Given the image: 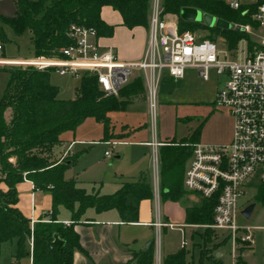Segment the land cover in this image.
<instances>
[{"label":"trees","instance_id":"trees-1","mask_svg":"<svg viewBox=\"0 0 264 264\" xmlns=\"http://www.w3.org/2000/svg\"><path fill=\"white\" fill-rule=\"evenodd\" d=\"M159 4L162 15L176 17L179 31L199 25L208 31L201 38L213 40L211 35H220L228 48L234 47L238 40L248 38L247 34L231 28L185 21L179 16L182 7H191L229 23L249 22L247 16L241 15L240 10L230 9L224 0H159ZM104 5L117 11L120 24L126 28H146L150 0H15L14 14L0 15V23L16 35L28 31L34 55L55 56L60 47L69 43L65 33L70 23L91 26L101 36L111 35L112 26L99 17ZM0 39L4 41L1 27ZM2 70L8 78L0 97V184L5 186L4 189L0 187V244L14 240L12 257L15 260L29 255L30 264H71L74 251L87 256L73 229L85 209L100 212L112 208L121 222H136L139 201L150 199L152 191L149 177L143 172L121 182L112 193L86 192L72 178L63 177L64 170L74 161V154L59 162L52 157L53 149L59 143L58 135L73 130L84 118L92 117L102 124L103 138H106L109 112L123 110L132 100L144 102L142 80L137 75L121 86L116 96H105L94 76L83 75L74 88V97L60 99L57 98V87L49 81V69L8 66L0 68ZM179 82V79L162 75L157 92L170 93ZM199 129L200 125L178 144L158 147L160 200H180L183 193L189 192L182 187V178L190 156V144L198 140ZM23 179L50 195L48 218L34 222L31 227L29 219L15 206V184ZM214 202V198L199 196L198 203L184 205V222L211 223ZM253 202L264 206L263 184L257 185ZM59 206L69 212L68 223L57 219ZM203 240L210 238L205 234ZM242 248L240 246L238 250ZM186 254V250L179 247L162 255L160 264H202L204 252L201 250L197 263ZM130 256L133 264H153V244L130 251ZM237 262L246 264L239 255Z\"/></svg>","mask_w":264,"mask_h":264},{"label":"built area","instance_id":"built-area-1","mask_svg":"<svg viewBox=\"0 0 264 264\" xmlns=\"http://www.w3.org/2000/svg\"><path fill=\"white\" fill-rule=\"evenodd\" d=\"M1 1V0H0ZM232 10H240L249 22H230V28L247 34L232 48L218 47L215 41L195 36L187 30L179 31L176 21L161 14L159 0H151L146 26V43L136 61L118 59L112 46L102 45L95 28L70 23L66 29L69 43L60 47L55 56L33 55L30 58H1L2 65L31 66L49 69L50 73L80 79L83 75L95 77L98 88L105 96H116L131 75L132 69L141 74L144 94L151 119L159 79L168 75L180 79L183 69L190 67L202 79L208 78L210 69L223 77L215 91L213 106L224 109L231 118V134L226 142L197 140L190 144L182 187L203 198H214L211 223L214 231L225 232L230 240L231 264H239L238 247L248 250L254 243L253 230L261 226L248 223L238 207L245 188H251L253 198L258 184L264 185V0H224ZM2 44L0 43V50ZM110 146L117 141H105ZM153 164L157 167L156 147L161 142L154 137ZM70 144L67 146L69 150ZM109 151L103 152L109 156ZM153 183L155 219L151 225L156 233L162 226H172L160 219L158 187ZM253 202V201H251ZM250 203V202H249ZM243 221L238 222L237 214ZM252 213V212H251ZM157 246L158 241L153 240ZM186 241L183 233L179 246ZM155 251V253H156ZM157 263L159 256L156 255Z\"/></svg>","mask_w":264,"mask_h":264},{"label":"rangeland","instance_id":"rangeland-1","mask_svg":"<svg viewBox=\"0 0 264 264\" xmlns=\"http://www.w3.org/2000/svg\"><path fill=\"white\" fill-rule=\"evenodd\" d=\"M15 0H1L0 1V15L10 16L14 14ZM110 19L115 18L116 13L108 8L106 10ZM111 13V14H110ZM169 16V15H168ZM176 21V17L170 15ZM0 27L4 33V41H1L2 48L0 50L1 58H30L34 55L33 46L30 41L28 31H23L19 34H14L8 27L0 23ZM146 29V28H145ZM190 33L201 37L208 34V31L199 25H191L188 29ZM218 47L226 44V41L220 35H211ZM227 46V45H226ZM8 66L21 65H2L0 68L5 69ZM141 74L136 69H132L129 79ZM7 73L0 71V97L2 90L7 82ZM49 80L57 89V98L72 99L75 95L74 88L78 84V79L70 76H61L53 72L49 75ZM129 80V81H130ZM179 85L170 93H158L156 95L154 118L153 121L150 116L148 102L145 100L138 103H128L123 110L111 111L107 114L109 121L107 125L106 138H103V126L92 117H86L73 129L65 130L60 138L71 139L72 136L79 140H85L87 133L92 134L90 142L75 141L73 148L62 151L59 155L52 152V157L58 162L70 158L74 154V161L66 168L65 176L73 177L78 186L85 189L88 193L108 194L114 192L118 188V180L120 177L132 178L138 176L140 173H149L154 175L153 168V154L149 146H138L133 143H115L110 146L104 141H117L118 138L123 137L121 133L125 128L122 124L133 125L137 129V136L151 139L152 130L156 134L157 141L163 144H178L180 140L186 139L193 130L200 125L198 140L205 142H226L231 133V118L227 112L222 108H215L212 104L215 91L223 82V77L217 75L212 69L208 71V78L202 79L198 76L194 68H184ZM143 85V84H142ZM63 87L60 93L59 88ZM118 131V132H117ZM136 134V133H135ZM162 138V139H159ZM94 140V141H92ZM161 144V145H163ZM160 147V146H158ZM60 150L59 148H57ZM104 150L109 151L110 157L103 156ZM118 156V157H116ZM9 161H13L9 158ZM157 163H159L157 153ZM158 187V202L171 214L173 219L181 211V207L188 205L190 202L198 203L199 197H189V192L183 193L180 200H160V188L158 184V165L157 173L155 175ZM153 183L151 184V191L153 197ZM252 194L251 188H245L244 195L238 199V207L241 208L245 202L253 201V198H248ZM186 199V201H185ZM191 203V204H192ZM93 214L95 211L92 208H87L84 212ZM83 212V213H84ZM151 219L154 221L155 212L151 211ZM160 215V213H159ZM238 222L243 221L242 216L237 214ZM152 221V222H153ZM161 221L172 226H165L160 228L156 233L154 227L136 228L148 233L149 236L158 241L157 246L153 242V264H158L156 255L159 256V263L161 260V251L177 248L180 244L182 232L183 238L186 241L185 250H188L192 256V261L197 263L199 261V250L204 252L201 258L202 264H210L213 251L218 253L217 258L219 264H231L232 258L230 256V240L226 238L225 232L214 231L208 228L203 223H186L188 227H181L173 223H169L161 218ZM151 222V223H152ZM248 223L253 225L263 226L253 230L254 243L249 255L251 264H264V206L259 203H254V207ZM208 229L209 231H206ZM200 233L202 238L207 234L210 242L204 241L199 235L193 233ZM240 247V246H239ZM162 248V249H161ZM30 249V245H29ZM156 251V253H155ZM245 250L242 248L238 250V255ZM11 243L4 241L0 244V264H28L27 256H21L18 259L11 257ZM208 258V259H207ZM240 258V257H239ZM241 259V258H240Z\"/></svg>","mask_w":264,"mask_h":264},{"label":"crops","instance_id":"crops-1","mask_svg":"<svg viewBox=\"0 0 264 264\" xmlns=\"http://www.w3.org/2000/svg\"><path fill=\"white\" fill-rule=\"evenodd\" d=\"M108 8L110 7L107 5L102 6L99 11V17L104 23L112 26V32L110 36L100 35L99 42L102 45L112 46L115 50L118 59L125 61H136L137 59L140 58L143 49L145 47L146 29L141 26H135L130 29L126 28L125 26L120 24V16L117 13V11L111 8H110L111 12L112 11L113 13L115 12L116 15L115 18L110 19L109 14L106 11ZM62 91H63V87H60L59 92L61 93ZM131 103H135V102H131ZM122 127L125 128L124 130L121 131V133L124 136L118 138L117 143L127 142V143H133L134 145H138V146H149L152 151V147L150 146L149 142L153 139V137L156 139V134L154 130H152L151 139H148V138H143L140 135L137 136L138 131L137 129L135 130V127L133 125L128 126L127 124L124 125L122 124ZM61 135L62 133L58 135L59 143L54 147L55 153L57 155L62 153V151L67 150V146L69 144H70V148H73V146L76 144L75 141L90 142L92 139L91 133H87L86 136H82L85 138V140H79L77 138H74L73 136L71 139H67V138L63 139L60 138ZM159 139L162 138L159 137ZM101 142H105V141L102 140ZM57 148H59L60 150H58ZM155 149L157 151L158 147H156ZM105 157L107 158L110 157V154L109 156H105ZM153 168L155 173L154 175L150 176L149 173H147L150 182L154 181L155 175L157 173V167L155 170L154 164H153ZM65 171L66 170H64L63 172V177L72 178L75 181L73 177L65 176L64 174ZM130 179L127 177H120V179L117 182L118 186L120 185L121 182ZM0 187L2 189L5 188L4 184L2 183L0 184ZM15 190L17 195V201L15 206L23 216L29 219L30 227L34 222L44 221L48 218L50 211V195L48 192L35 189L32 183L27 179H23L22 181L16 183ZM188 195L189 197H192L194 199L195 197H199L197 194L192 192H189ZM191 203L192 202H190L188 205H190ZM163 204L164 202H162V204L161 202L160 204L158 202V211L160 213V219L162 218L169 223H173L181 227H188L187 224L184 222L183 207H181V211L179 212V214L172 219L171 214L163 207H161L163 206ZM152 209H154L153 197H151L150 199L140 200L137 210V221L129 222V223L121 222L119 220L117 212L112 208L100 212H94L93 214L87 213L85 211L80 216L79 220L74 223L73 229L78 234L79 244L86 251L87 256L79 251H74L72 254L71 264H133V262L130 260L131 258L130 251L139 250L142 249L143 247H146L145 242L149 239L152 240L151 243L153 244L154 239H152L148 233H145L143 230L136 229V228H144V227H153L151 225V222L153 221L151 219ZM57 219L63 223H68L70 221L69 212L62 206L58 207ZM162 228H166V227L162 226ZM197 233L198 232L193 234H197ZM198 235L202 238L200 233H198ZM8 241L11 243V252H12L11 257H12L14 240L12 239ZM207 242H210V240ZM185 246L186 244L184 245V247ZM179 247L180 246L173 249H168L164 251L162 250L161 255H164L165 253L173 252L177 250ZM251 250L252 247L239 254V257L246 264H251V261L249 259ZM186 253H187L186 257L192 260V256L190 252L186 250ZM213 254L215 257L219 255L214 251ZM25 256H27L28 264H30V256L29 255H25ZM215 257L214 258L212 257L211 262L219 264L217 258Z\"/></svg>","mask_w":264,"mask_h":264},{"label":"water","instance_id":"water-1","mask_svg":"<svg viewBox=\"0 0 264 264\" xmlns=\"http://www.w3.org/2000/svg\"><path fill=\"white\" fill-rule=\"evenodd\" d=\"M180 18L185 21H196L202 22L207 26H216L220 28H230L231 24L225 20L220 18H215L207 13H202L201 11L191 8V7H182L179 14ZM254 207V202H250L245 205L241 210L240 214L245 218L248 219L252 209ZM152 240H147L145 245H149Z\"/></svg>","mask_w":264,"mask_h":264}]
</instances>
